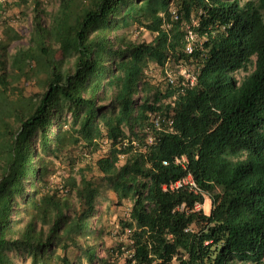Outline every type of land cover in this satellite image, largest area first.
<instances>
[{
    "label": "trees",
    "instance_id": "16d2710c",
    "mask_svg": "<svg viewBox=\"0 0 264 264\" xmlns=\"http://www.w3.org/2000/svg\"><path fill=\"white\" fill-rule=\"evenodd\" d=\"M29 1L27 45L0 35V264H264V0ZM109 191L130 208L103 254Z\"/></svg>",
    "mask_w": 264,
    "mask_h": 264
},
{
    "label": "rangeland",
    "instance_id": "374dc122",
    "mask_svg": "<svg viewBox=\"0 0 264 264\" xmlns=\"http://www.w3.org/2000/svg\"><path fill=\"white\" fill-rule=\"evenodd\" d=\"M41 6L45 9L46 13L43 16L46 22L49 21L48 13L52 12L57 6L58 0H40ZM3 10L0 14V35L2 30V25H10L19 34L22 35L21 39L13 41L9 47L8 52L14 53L19 47L26 46L29 37L32 33V23L31 18L33 14L32 3L28 2L16 5L13 2L5 3L2 7ZM50 50L54 54L56 59L60 58V54L56 49L53 41L50 40ZM188 66V65H187ZM190 70L193 69L192 66H188ZM161 69L155 68L152 65L146 69L147 75L158 79L161 77ZM26 86V90L30 91L32 89L28 82H23ZM62 172V171H61ZM204 212L208 213L211 207L210 199L205 196L203 204L200 206ZM97 225L103 230L102 239L104 241L103 254L107 253V248L117 247V245L124 243L125 235L121 233V223L122 219L128 218V212L130 208V202L128 200H123L120 204L117 203L115 195L112 191H109L107 197L102 195L98 196L97 203ZM24 264H29V260L24 261ZM101 264V263H94Z\"/></svg>",
    "mask_w": 264,
    "mask_h": 264
},
{
    "label": "built area",
    "instance_id": "2783aa9c",
    "mask_svg": "<svg viewBox=\"0 0 264 264\" xmlns=\"http://www.w3.org/2000/svg\"><path fill=\"white\" fill-rule=\"evenodd\" d=\"M3 1L10 2L12 0H3ZM172 12H174V10H172ZM186 39H187V43L185 45V51L186 53H191L193 50V43L196 40V35L189 27H187L186 29ZM164 71L165 73H167V76L169 77V81H172L173 80L172 72L170 70H167L166 67ZM177 73L182 75L185 83L187 82L189 85H192L194 83L196 76V69L193 68L192 70H190L187 65L180 64L177 68ZM160 119L164 120L167 126L171 125L172 120L170 117L162 118L157 112L151 113V121L153 122V125L157 128L162 127L160 125ZM187 183L195 187V183L190 176H187L186 178L178 180L174 183H171L169 187L170 188L179 187L182 184H187Z\"/></svg>",
    "mask_w": 264,
    "mask_h": 264
}]
</instances>
